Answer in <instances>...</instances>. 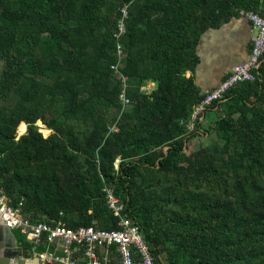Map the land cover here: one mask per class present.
<instances>
[{"label":"trees","instance_id":"16d2710c","mask_svg":"<svg viewBox=\"0 0 264 264\" xmlns=\"http://www.w3.org/2000/svg\"><path fill=\"white\" fill-rule=\"evenodd\" d=\"M122 7L125 107L110 69ZM240 11L264 18V0H0L9 206L33 223L115 230L107 187L164 264H264V57L256 80L194 121L210 91L185 76L204 33ZM207 110L219 117L203 128Z\"/></svg>","mask_w":264,"mask_h":264},{"label":"built area","instance_id":"2783aa9c","mask_svg":"<svg viewBox=\"0 0 264 264\" xmlns=\"http://www.w3.org/2000/svg\"><path fill=\"white\" fill-rule=\"evenodd\" d=\"M121 18L117 22V33L113 36L116 47V62L110 69L120 78L122 89L119 100L123 107L129 104L126 97L127 77L122 73L126 55L120 42L125 33L124 20L127 8L122 7ZM251 25V49L247 58L233 66L228 77L206 94L195 107L192 121L200 118L206 106L223 101V95L238 83L256 80L264 57V18L252 12H239ZM146 86V90H150ZM144 90V88H143ZM201 119V118H200ZM194 123L189 124L192 129ZM166 150V149H165ZM106 203L118 221V229L104 230L93 226L68 228L58 223H33L23 216L20 207L9 206L8 199L0 189V224L19 232L30 251L26 263L36 264H164L161 256H154L140 227L127 215L125 204L110 188L104 187ZM21 205V204H20Z\"/></svg>","mask_w":264,"mask_h":264},{"label":"crops","instance_id":"0c3cea01","mask_svg":"<svg viewBox=\"0 0 264 264\" xmlns=\"http://www.w3.org/2000/svg\"><path fill=\"white\" fill-rule=\"evenodd\" d=\"M251 35V25L242 17L233 18L219 29L208 30L196 48L199 64L193 73L186 72L185 76L194 79L201 93L211 91L229 75L234 65L247 58L251 49ZM204 139L196 138L193 142ZM13 233L22 253L25 257L30 256L24 237L17 231ZM3 258V253H0V262ZM24 264H27L26 261Z\"/></svg>","mask_w":264,"mask_h":264},{"label":"water","instance_id":"95a60500","mask_svg":"<svg viewBox=\"0 0 264 264\" xmlns=\"http://www.w3.org/2000/svg\"><path fill=\"white\" fill-rule=\"evenodd\" d=\"M1 250L3 251L0 253H3L4 258L1 260L0 264H24L26 261V257L22 253V250L17 246L15 234L2 224H0V251Z\"/></svg>","mask_w":264,"mask_h":264},{"label":"rangeland","instance_id":"374dc122","mask_svg":"<svg viewBox=\"0 0 264 264\" xmlns=\"http://www.w3.org/2000/svg\"><path fill=\"white\" fill-rule=\"evenodd\" d=\"M1 61V60H0ZM0 66H1V63H0ZM218 117H219V113H217V112H215V111H212V110H207L206 112H205V119L202 121V126H203V128H207L208 126H209V124L211 123V122H214V121H216V120H218ZM37 124V126L39 127V130H41L40 128L42 127L40 124H39V122H37L36 123ZM26 131V129L24 128V126L22 125V127H21V129H20V133L22 134V133H24ZM41 132V131H40ZM51 133V132H50ZM42 134V133H41ZM17 135L19 136L20 134L18 133V131H17ZM43 135V134H42ZM44 136V135H43ZM207 140H205V142H206ZM214 141V140H213ZM198 142H200V141H198ZM198 142H194L193 143V146L195 147V148H197V146H198ZM202 142H204V140L202 141ZM206 144L210 147L211 146V148H212V150H214L213 152H214V154H213V157L216 159V160H220L221 158H222V156H221V154L219 153V151H220V149H219V146L217 145V143H215V142H212V141H208V142H206ZM18 236H19V234H17ZM20 237V236H19ZM22 239V238H21Z\"/></svg>","mask_w":264,"mask_h":264},{"label":"bare ground","instance_id":"6f19581e","mask_svg":"<svg viewBox=\"0 0 264 264\" xmlns=\"http://www.w3.org/2000/svg\"><path fill=\"white\" fill-rule=\"evenodd\" d=\"M26 128H27V127H26ZM25 132H26V131H25ZM25 132H24V133H25ZM24 133H22V134H24ZM27 264H33V262H28Z\"/></svg>","mask_w":264,"mask_h":264}]
</instances>
